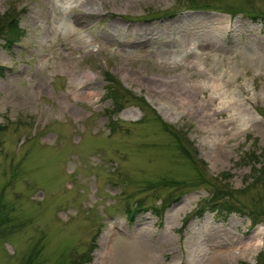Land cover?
<instances>
[{
	"label": "rangeland",
	"instance_id": "rangeland-1",
	"mask_svg": "<svg viewBox=\"0 0 264 264\" xmlns=\"http://www.w3.org/2000/svg\"><path fill=\"white\" fill-rule=\"evenodd\" d=\"M210 1L0 0V264H264V0Z\"/></svg>",
	"mask_w": 264,
	"mask_h": 264
},
{
	"label": "trees",
	"instance_id": "trees-1",
	"mask_svg": "<svg viewBox=\"0 0 264 264\" xmlns=\"http://www.w3.org/2000/svg\"><path fill=\"white\" fill-rule=\"evenodd\" d=\"M184 3V7L187 9H202L207 8L210 9L212 7H216L215 4H212L211 1L207 0H178ZM170 15V14H169ZM23 35L22 29L19 27L18 20L15 15L9 16H0V39L4 40L8 46L16 43L21 36ZM102 78L105 81V97L109 100V108L105 109V115H107L108 123L110 125L111 130L113 129V124L115 120L112 119V115L116 114L122 107L123 102L125 100L124 93L118 94L115 85H119L118 81L115 80L110 73L102 72ZM4 129V125L0 124V132ZM253 179V178H252ZM218 195V194H217ZM218 196L216 193H212L210 197L207 198L206 203L212 207L213 210H216L218 214L222 215L221 212L227 211V206L221 205L226 204V201L217 202ZM127 211V210H126ZM129 213V212H128ZM6 215L5 211H0V225L1 221H3V216ZM129 216L131 214L129 213ZM92 251V246L88 248L84 253L80 254V258L82 261H85L90 258V252ZM79 257V256H78ZM31 262V259L29 260Z\"/></svg>",
	"mask_w": 264,
	"mask_h": 264
},
{
	"label": "bare ground",
	"instance_id": "bare-ground-1",
	"mask_svg": "<svg viewBox=\"0 0 264 264\" xmlns=\"http://www.w3.org/2000/svg\"><path fill=\"white\" fill-rule=\"evenodd\" d=\"M86 2H88V0H86ZM252 238H255V235L252 237ZM255 243H258V239H256L254 242H250V240L249 241H245L244 242V245L245 246H247V245H254Z\"/></svg>",
	"mask_w": 264,
	"mask_h": 264
}]
</instances>
